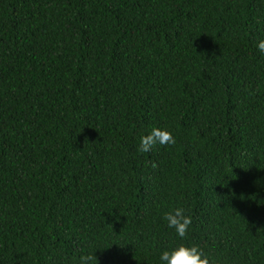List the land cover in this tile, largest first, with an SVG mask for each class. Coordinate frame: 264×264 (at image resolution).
Here are the masks:
<instances>
[{
  "label": "trees",
  "instance_id": "1",
  "mask_svg": "<svg viewBox=\"0 0 264 264\" xmlns=\"http://www.w3.org/2000/svg\"><path fill=\"white\" fill-rule=\"evenodd\" d=\"M260 40L264 0H0V264H264Z\"/></svg>",
  "mask_w": 264,
  "mask_h": 264
},
{
  "label": "clouds",
  "instance_id": "2",
  "mask_svg": "<svg viewBox=\"0 0 264 264\" xmlns=\"http://www.w3.org/2000/svg\"><path fill=\"white\" fill-rule=\"evenodd\" d=\"M257 48L261 53H264V40L257 43ZM174 143V137L166 128L152 127L150 131L140 137L138 150L141 153H147L157 144L172 145ZM163 219L179 237L185 238L187 236L192 220L190 216L185 214L183 207H177L166 212ZM160 261L161 264H219L216 259L205 255L198 246L189 247L182 244L171 251H163L160 255ZM79 264H98V260L94 253L82 254L79 256Z\"/></svg>",
  "mask_w": 264,
  "mask_h": 264
}]
</instances>
